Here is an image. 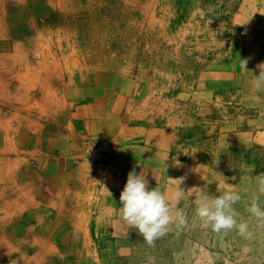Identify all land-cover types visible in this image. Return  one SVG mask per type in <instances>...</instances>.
<instances>
[{
    "label": "rangeland",
    "instance_id": "rangeland-1",
    "mask_svg": "<svg viewBox=\"0 0 264 264\" xmlns=\"http://www.w3.org/2000/svg\"><path fill=\"white\" fill-rule=\"evenodd\" d=\"M54 1L33 0L25 7L27 12L11 3L5 20L13 29L26 28L23 14L28 20L32 17L36 36L45 35L40 50L48 54V62L59 61L60 67L54 69L63 77L58 84L43 86L47 92H42L35 71L28 75L9 59L7 69L0 63V70H5L0 71V88L5 79L16 84L21 75H28L29 92L20 91L24 98L16 109L26 112L23 103L31 97L28 105L34 111L26 113L33 118V112L47 105L44 110L52 112L54 120L41 123L53 129L64 130L61 122L75 119L70 118L73 114L108 112L112 134L87 136L81 158L103 169L118 165L122 170L108 201H66L64 224L71 222L72 235L60 237V242L68 243V253L58 245L63 252L44 251L43 262L36 263L51 259L54 264H264V219L248 211L254 197L264 210V193L258 191L256 179L264 174V93L252 86V74L257 75L264 63V0ZM5 27L0 29V61L14 54L12 38L22 46L31 39L30 32ZM70 48L76 52L71 57ZM28 58L29 63L39 61L33 52ZM240 59H247L248 72L240 68ZM81 65L88 66V73L81 74ZM37 73L41 80L45 73ZM52 93L56 96L51 104ZM6 98V91L0 93V107L11 123L5 124L11 128L15 118L8 115L14 114L15 106L6 105ZM134 126L144 133L129 131ZM21 136L25 140L28 135L18 136L16 145ZM45 137L35 136L38 148L57 144ZM37 156L29 158L34 168L39 166ZM133 169L146 174L149 188L157 187L166 196L178 183L170 179L182 178L179 187L185 192L196 188L175 202L185 213V225L170 224L151 245L119 212V194ZM224 181L240 195L232 207L237 224L246 222L250 235H240L235 227L213 232L195 213L196 199L204 193L218 196ZM46 202L40 201L30 213L13 212L19 220L11 216L9 225L0 223L7 242L4 249L12 244L23 251L27 242H38L26 235V228L35 225L41 216L35 213L46 210ZM56 238L49 242L57 244Z\"/></svg>",
    "mask_w": 264,
    "mask_h": 264
},
{
    "label": "bare ground",
    "instance_id": "bare-ground-1",
    "mask_svg": "<svg viewBox=\"0 0 264 264\" xmlns=\"http://www.w3.org/2000/svg\"><path fill=\"white\" fill-rule=\"evenodd\" d=\"M31 1H33V0H0V29H2V30L4 29V28H1L2 26H4V27L6 26L5 29L7 28L8 30L13 29L12 27H10V25H7V22L5 20L6 19V13L8 11L6 9L10 7L9 4L12 3L14 7L20 8L21 10L23 9L24 12H27L25 10V7ZM49 1L55 2L54 0H49ZM60 1H58V5L60 4ZM45 2H48V0H45ZM53 5H55V4L53 3ZM61 6H63V5H61ZM65 9H66V7H65ZM31 14L32 13H30V15ZM26 16L27 15L23 14V20L26 21V23H27L26 28L19 25V26H16L15 29H13V31L21 32V30H25L26 32H30L31 39H30V42L28 43L29 45L23 44V46H22V44L20 42H17L15 39L12 38L11 42L13 43V46H14V49H13L14 54L12 55V57L10 56V58L8 56L7 57L2 56L1 58L3 60H1L0 63L2 62L3 67L5 69H7L5 66V64H6L5 61L9 62V59H13V62L17 61V64L22 66V68H24V70L26 71V73L28 75L35 71L36 75L38 76L37 79H38V83L41 86V91L47 92V89H45L44 87L50 83L58 84L59 79L63 77L64 73L62 71L56 72V70L54 69V68L58 67L59 61L57 59H53L52 61L48 62V59H47V57H49L48 54L47 53L45 54V52L40 50L41 44L43 41L42 39L44 38L45 35H43V32L42 33L39 32L36 36V31H35L36 29L34 28V26L32 24V19H31L32 17L29 18V20H28L26 18ZM46 35H48V34H46ZM49 35L51 36V34H49ZM32 36L34 37L33 39H32ZM32 40H35L36 42H32ZM65 40L69 41L67 38ZM91 44H93V43H91ZM2 45H3V43H2ZM59 50H60V52L62 51L61 49H59ZM73 51H74L73 49H71V48L69 49V51H68L69 57H71L73 54L76 53ZM30 52H33L34 55L36 56V58L39 59V61H37L36 63H35V61H32V63H29L28 54ZM18 53H20V55ZM21 54H24V55L22 56ZM81 54H83V53H81ZM4 55H6V54H4ZM17 56L20 57L18 60L16 59V58H18ZM88 59H90V58H88ZM68 60H69V58H68ZM83 60H85V59H83ZM65 63L67 64V63H73V62L72 61H69V62L65 61ZM80 64H81V62H80ZM74 65L78 66L79 62L75 63ZM81 66H82L81 74H83V72L88 73V71H89L88 66H86V65H81ZM66 69H67V71H69L68 68H66ZM0 71H5V70L3 69ZM38 71H43L45 73L42 76L41 80L39 78V74L37 73ZM17 75L20 76V74H17ZM28 75H25V76L21 75L20 76L21 78L16 80L17 81L16 84H12V82H8L5 79L1 84L2 87L0 88V93H2L3 91L4 92L6 91V96H7L6 105L9 103L8 104L9 106L10 105L15 106L14 114H12V115L7 114L9 119L13 120V118H15L14 121L16 120L18 125H20L22 123V126H23V127H21V126L16 125L15 127L8 128V125H6L5 123L9 122V120H8V118H5L6 114H4L2 112V109L0 107V146L2 147V149H0V186H1L0 187V199H2V198L7 199V198H14L15 197V201H0V223L5 224V225H9V221H11L10 218L14 214L13 212H20V214H22L24 212H26V213L27 212H29V213L33 212V210H34L33 208L36 207L37 205H39L40 201H34L32 195H31L32 189L30 187V181H32V180L30 179V175L28 174V172L22 174L20 169L17 168L18 161L16 159L12 160L13 167L8 165L7 167H5L3 169V166L1 164V156L4 154V152H8V153H11L14 155H16L17 153H20L19 152L20 149H18L16 147L19 145L15 146V141H17L18 136H20L22 133L27 134L29 136L31 133H34L35 127H41V124L37 125V123L33 121V120H38V117H40V115L44 114V119L41 120L43 122H44V120L47 121L49 119L54 120V117L51 116L52 112L48 113L47 110L46 111L44 110V108L47 105L46 106L44 105L45 107L40 106L37 109L36 113H34V112L32 113L33 118H31L28 115L32 111H34L33 108L30 105H28V104H30L31 97L27 98L25 100V102L23 103L25 106L26 112L28 114L26 112H23V114H21L20 110L16 109V106H18V101H20L21 99L24 98V95H20V91L21 90L23 92L25 91V95L28 94L27 91L29 92V87L27 86L28 82L25 79L26 76H28ZM84 75H85V73H84ZM14 77L16 78V75H13L12 79ZM80 77H81V75H80ZM82 78H83V75H82ZM70 80L71 79L69 78L68 82H70ZM8 85L10 87H6ZM42 94H43V96L45 95V93H42ZM53 95L54 94L52 93V97H51L52 101H48L51 104L54 102V97L56 96V95H54V96ZM1 102L2 101H0V105H1ZM44 104H46V103H44ZM39 105H41V103ZM55 111H57V108ZM36 114H38V115L36 116ZM45 116H47V117H45ZM29 120H31V121L29 122ZM37 122H39V121H37ZM59 131L60 130H58V129L53 131L54 136H56V135L59 136ZM11 133H12V138L10 139V138H8V136ZM68 134H69V132H68ZM72 134H73V132H72ZM28 136L26 139L29 138ZM21 137L24 138L23 136H21ZM24 143L28 147V145L30 144V140H25ZM76 145H77L76 143L73 146L70 145L69 143H67L66 145H64V147L68 148V149L70 148V150H71L72 147L74 148ZM68 149H66V150H68ZM28 150H30V149H28ZM34 175H35V173H34ZM22 176H25L27 179L26 180L23 179L24 177H22ZM12 192H13V196L11 194ZM22 199H25L27 201H22ZM46 208H47L46 210L41 208L39 210V212H36L35 214L41 213V214H39V215H41L40 218H37L35 225H30L28 228H26V230H27L26 235H30L34 239H37L38 242L37 243L33 242L32 245H30V243L27 242L25 249L23 251H18L17 247L15 245H12V244L11 245L8 244L7 248L4 249L3 246L6 245L5 243H7V242H5V239H4L5 234L1 231L2 232V234H0V260L1 261H3V262L5 261L7 264H37L36 262H38V261L43 262L44 255L42 256V253L44 251L46 253H50L52 250H55L58 252H63V251H61V249L56 248V244L50 243L49 238L54 236V235L58 236V233H56L55 231L58 230V228H62L60 226H62L64 224V222H66L67 219L64 216V212H66V210H64L63 207L60 208L59 206L58 207H51V208L46 206ZM54 210L57 212L63 213V214L62 215L53 214V213H55ZM44 212L49 213L50 219H47V217H45L46 215L45 216L43 215V214H45ZM0 230H2V229H0ZM36 230L40 231L39 234H37ZM26 235L24 234V236H22L23 238L18 237V240L22 241L26 237ZM74 236H76V234H74ZM15 238H16V236H15ZM51 242H52V240H51ZM19 245H21V243H19ZM76 256L77 255H75V257Z\"/></svg>",
    "mask_w": 264,
    "mask_h": 264
},
{
    "label": "crops",
    "instance_id": "crops-1",
    "mask_svg": "<svg viewBox=\"0 0 264 264\" xmlns=\"http://www.w3.org/2000/svg\"><path fill=\"white\" fill-rule=\"evenodd\" d=\"M81 113L84 115H81ZM81 113H77L76 115L73 114V117L70 118L75 119L71 121L65 122L66 120L64 119L61 122V125L64 124V130L61 129L59 131V136H54L53 134V131L57 129H53L45 124H42V119L38 117V120L33 121L36 122L37 125L41 124V127H35L34 133H31L28 136V139L25 138V140H30L28 147L24 143V138L21 137L20 142L17 144L19 146H16L15 143V146L20 149V153L14 155L4 152L1 156L3 169L8 165L13 167L12 160L16 159L18 161L17 168L20 169L22 174L28 172L30 179L32 180L29 181L32 189L31 195L34 201H47L46 206H59L64 209L66 201L67 204L70 201H108L106 200L107 197H114L113 191L117 189L116 187L118 186L116 183L119 182L118 180L120 179V174H118L117 177V173H120L122 170L120 166L115 165L114 168H109L110 170L107 168L103 169L92 165L81 158V151L87 136L88 138H97L102 137L103 135L112 134L114 126L111 125L112 123H110V120L105 116L108 112L101 111L100 114H96L95 116L92 112H89L86 115L84 112ZM92 115L96 119L88 121L89 119H92V117H89ZM30 121L31 120H29V122ZM84 121H86V123H84ZM15 123L16 124L11 127L18 125L16 120ZM65 123H67V126ZM72 123L75 124L76 127H74ZM9 124H11L10 121ZM58 124L60 123L58 122ZM18 126L23 127L22 123ZM124 127L126 128V125ZM115 131L116 134H118V131H122V125ZM129 131L139 133L143 130L134 126L130 127ZM143 133L144 132H142V134ZM41 134L46 135V140L50 138L52 141L57 142V144L55 146L51 144L48 148H38V140H36L35 136H39ZM125 135H127V132H125ZM67 143L72 146L75 143L77 145L74 148L72 147L70 150V148L68 149L64 147ZM0 149H2L1 146ZM35 153L38 155L35 158L37 164H39L37 168H34L33 164L29 162V158H34L33 156ZM22 177H24L23 179L25 180L27 179L25 176ZM40 187L48 189V193L46 191L43 192ZM105 189L112 195H109ZM11 194L13 196V192ZM0 201H15V197L7 199L2 198ZM22 201L27 200L22 199ZM109 201H111L110 198ZM55 214L62 215L63 213L55 211ZM12 217L15 221L19 220L17 216ZM69 224H71V222ZM69 224H64L63 226H60L62 227L61 229L55 231L59 234L57 238L58 240L56 239V248H59L58 245H61L60 247L63 246L62 244L64 240L60 242V237L70 236L71 229ZM13 237L15 236L13 235ZM66 245H68V243H66L63 248L65 253H68L69 248L68 246L66 247ZM48 262L54 264V261L51 262V259H48L46 263Z\"/></svg>",
    "mask_w": 264,
    "mask_h": 264
},
{
    "label": "clouds",
    "instance_id": "clouds-1",
    "mask_svg": "<svg viewBox=\"0 0 264 264\" xmlns=\"http://www.w3.org/2000/svg\"><path fill=\"white\" fill-rule=\"evenodd\" d=\"M240 61V68L248 72L246 70L247 59H240ZM252 86L258 93H264V63L258 66L257 75L252 74ZM256 98L260 99L259 96ZM196 172H199V170L197 169ZM145 175V173H137L134 169L128 172L119 194V212L121 218L135 228L144 240L151 245L156 238L165 234L170 224L174 223L178 228L185 225V213L183 209L176 207L175 202L184 197L185 194L194 192L196 188L185 192L179 187L182 178H169L178 181V183L169 187L171 195L166 196L157 187L149 188ZM256 179L258 191L264 193V174ZM109 195L111 194L109 193ZM239 200L240 195L224 181V190L218 196L204 193L196 199L195 213L203 221L204 227L211 228L213 232L219 233L235 227L240 235H250L247 223L237 224L235 218L237 213L232 205ZM248 211L253 216L264 219V210H261L256 203L255 197Z\"/></svg>",
    "mask_w": 264,
    "mask_h": 264
}]
</instances>
